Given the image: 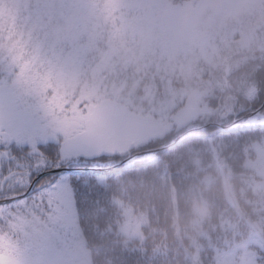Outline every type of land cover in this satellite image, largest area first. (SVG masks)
<instances>
[{
	"label": "rangeland",
	"instance_id": "374dc122",
	"mask_svg": "<svg viewBox=\"0 0 264 264\" xmlns=\"http://www.w3.org/2000/svg\"><path fill=\"white\" fill-rule=\"evenodd\" d=\"M263 101L264 0H0V199L28 191L47 167L110 166L238 112L264 135V108L252 114ZM49 141L61 142L54 156L39 148ZM257 143L240 201L228 182L231 204L193 241L214 249L210 264L259 262L264 138ZM68 179L47 175L0 205L5 264H90Z\"/></svg>",
	"mask_w": 264,
	"mask_h": 264
},
{
	"label": "trees",
	"instance_id": "16d2710c",
	"mask_svg": "<svg viewBox=\"0 0 264 264\" xmlns=\"http://www.w3.org/2000/svg\"><path fill=\"white\" fill-rule=\"evenodd\" d=\"M245 114L239 115L241 121ZM240 122L215 134L210 131L213 127L191 133L172 147L110 172L65 173L74 199L71 212L83 240L80 250L90 264H195L197 251L202 264L212 263L206 256L215 253L214 249L204 243L201 250L193 241L203 239L204 220L209 216L219 219V207L231 204L233 194L240 201L243 193L238 188L250 167L249 157L264 138L261 125L244 127ZM173 138L167 135L153 146L169 144ZM61 147L60 141L39 145L50 156ZM7 148L16 154L27 151V147ZM109 158L103 155L98 160ZM210 188L216 192L215 202ZM199 190L206 199L205 195L198 197ZM201 210H206L204 217ZM258 249L256 263L264 264V249Z\"/></svg>",
	"mask_w": 264,
	"mask_h": 264
},
{
	"label": "water",
	"instance_id": "95a60500",
	"mask_svg": "<svg viewBox=\"0 0 264 264\" xmlns=\"http://www.w3.org/2000/svg\"><path fill=\"white\" fill-rule=\"evenodd\" d=\"M264 107V101L261 105V109ZM260 109H257L254 113H252L253 115L254 114H257L259 112ZM239 118L235 119L231 124H228V125H223V124H220V123H210L208 124V126H216V131L218 130H225V129H228V128H232L234 127L238 122H239ZM206 128V126H201V127H196V128H193V129H190L188 130L186 133L180 135L179 137L173 139L171 141L170 144L168 145H164V146H161V147H158V148H155V149H150V150H146V151H140V152H137L136 154H133V155H129L128 157H126L125 159L123 160H120L116 163H114L113 165L109 166V167H95V166H88V167H82V168H71V167H68V166H54V167H51L49 169H46V170H43L41 173H39L33 180L32 182V185L31 187L28 189V191H26L25 193H21V194H16V195H12V196H9V197H6L4 199H0V205L1 204H7V203H10V202H13L15 200H18V199H21L23 197H26L28 196L29 194H31L33 191H34V187L36 186V184L45 176L47 175H50V174H55V173H58V172H62V171H70V170H97V171H111L121 165H124V164H127L129 162H131L133 159H135L136 157L138 156H141V155H144L146 153H150V152H155L156 150H160V149H163V148H166V147H171L173 145H175L176 143H178L179 141H181L183 138H185L187 135L197 131V130H204Z\"/></svg>",
	"mask_w": 264,
	"mask_h": 264
},
{
	"label": "snow or ice",
	"instance_id": "6c2138e0",
	"mask_svg": "<svg viewBox=\"0 0 264 264\" xmlns=\"http://www.w3.org/2000/svg\"><path fill=\"white\" fill-rule=\"evenodd\" d=\"M58 187H59V185H57L55 183V181L51 185L48 186L49 190L52 191V192H55ZM5 248H6V246H5L4 242H3V240L0 239V264H5ZM7 248L9 250V252H10L11 251V245L9 244L7 246ZM10 264H11V262H10Z\"/></svg>",
	"mask_w": 264,
	"mask_h": 264
},
{
	"label": "bare ground",
	"instance_id": "6f19581e",
	"mask_svg": "<svg viewBox=\"0 0 264 264\" xmlns=\"http://www.w3.org/2000/svg\"><path fill=\"white\" fill-rule=\"evenodd\" d=\"M30 196V195H29ZM26 197H28V196H26ZM26 197H24V198H22V199H25ZM21 200V199H20ZM17 201V200H16ZM221 212H223V211H221Z\"/></svg>",
	"mask_w": 264,
	"mask_h": 264
}]
</instances>
